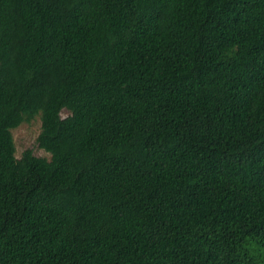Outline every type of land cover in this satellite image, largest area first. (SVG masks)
I'll return each mask as SVG.
<instances>
[{
	"label": "trees",
	"instance_id": "trees-1",
	"mask_svg": "<svg viewBox=\"0 0 264 264\" xmlns=\"http://www.w3.org/2000/svg\"><path fill=\"white\" fill-rule=\"evenodd\" d=\"M0 264H264V0H0Z\"/></svg>",
	"mask_w": 264,
	"mask_h": 264
},
{
	"label": "rangeland",
	"instance_id": "rangeland-1",
	"mask_svg": "<svg viewBox=\"0 0 264 264\" xmlns=\"http://www.w3.org/2000/svg\"><path fill=\"white\" fill-rule=\"evenodd\" d=\"M68 115L66 110L61 112V117L64 118ZM40 132L39 118L33 119L30 123H23L16 129L12 130V137L15 146V157L20 158L22 153L30 150L36 157L50 159V155L38 148L37 137Z\"/></svg>",
	"mask_w": 264,
	"mask_h": 264
}]
</instances>
